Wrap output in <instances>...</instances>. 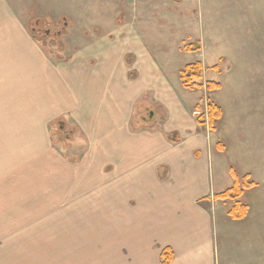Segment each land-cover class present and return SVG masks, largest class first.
<instances>
[{
    "label": "crops",
    "instance_id": "crops-1",
    "mask_svg": "<svg viewBox=\"0 0 264 264\" xmlns=\"http://www.w3.org/2000/svg\"><path fill=\"white\" fill-rule=\"evenodd\" d=\"M89 14L109 18L84 0H0V235H11L12 250L45 249L41 245L58 211L53 205L60 202V219H70L85 235L84 243L97 251L92 264H161L166 248L174 252L172 264H212L210 211L194 203L209 179L202 171L200 181L193 182L190 170L197 166L186 167L195 143L175 147L179 142L172 140L185 134L168 122L174 109L161 98L155 99L168 119L160 129L132 128L137 88L120 85L118 54L99 43L103 28L111 33L115 28L87 23ZM65 16L80 20L83 34L69 46L67 34L75 27L68 28L62 36L65 52L56 53L31 26L36 20L57 24ZM137 73L129 70L126 80L134 81ZM142 103L136 102L137 111ZM58 123L67 126L59 130ZM66 128L73 133L55 141ZM174 134L179 137L173 139ZM261 135L253 143L251 170L240 173L258 183L255 191L264 182ZM138 138L143 144L137 150L149 155L133 149ZM143 165V172L123 173ZM180 182L183 192L177 189ZM195 185L203 187L200 192ZM217 193L205 198L213 200ZM181 200L188 212L180 211ZM206 221L208 234L201 235Z\"/></svg>",
    "mask_w": 264,
    "mask_h": 264
},
{
    "label": "rangeland",
    "instance_id": "rangeland-1",
    "mask_svg": "<svg viewBox=\"0 0 264 264\" xmlns=\"http://www.w3.org/2000/svg\"><path fill=\"white\" fill-rule=\"evenodd\" d=\"M84 1L86 5L98 7L100 13H109V18L107 15L89 14L85 18L87 23L96 20L104 27L109 23L111 30L115 28L113 33L103 28L99 43L118 54L116 63L123 72L120 85L137 88L134 93L137 95H133L131 103L132 128L160 129V123L168 119V113L155 99L161 98L169 101L174 109L168 122H174V126L180 127L185 134L181 139L174 134L173 139L179 137L175 147L185 149L190 142L195 143L186 167L192 162L197 166L190 170L194 173L193 182L200 181L202 171L209 179L202 191L203 187L195 185L201 192L195 195L194 203L210 211L212 264H264V182L257 191L254 188L241 199L250 208L244 221H233L228 217L233 203H218L205 198L211 197L213 190L214 193L224 192L233 186L230 168L238 171L236 173L240 176L244 170H251L254 140L259 132L264 138V0H185L180 5L174 0ZM67 18L64 25L61 24L63 20H59V25H52L51 29H45L46 24L41 26L49 33L44 44L53 52L58 53L60 49L65 52V48L62 50L65 39L62 36L67 30L64 34L56 33V30L75 27L67 34L69 46H73L74 39L77 41L83 34L80 20ZM35 24L31 26V32L43 41L42 31H35ZM195 41H200V50L187 52L186 46ZM198 61L208 70L205 81L222 84L220 92H190L181 86L180 70ZM217 64H220V69L214 71L212 68ZM129 70L138 72L132 82L125 78ZM144 89L143 96H140ZM206 98L223 110V119L217 124L216 132L204 129L196 122L199 113L194 109L196 111V106L204 109ZM140 99L143 103L137 111L136 102ZM193 104L195 108L192 109ZM150 111H154L155 121L148 123L145 119L149 118ZM178 119L184 122L179 124ZM70 130L59 131L54 135L55 139H62L57 134L69 135ZM134 141L137 143L132 147L139 153L137 148L143 144V138ZM219 142L224 145V152L217 150ZM142 153L144 157L150 151L139 154ZM144 168L145 165L136 166L134 170H124L123 173L143 172ZM180 183L177 189L181 187L183 192L184 185ZM180 203V211L188 212L186 208L189 205H184L182 200ZM131 205L135 207L137 203L133 201ZM53 207L58 211L53 212L52 233L49 237L46 235V244L41 245L45 249L12 250L11 235L2 234L0 264H92L91 259L98 257L97 251L93 252L91 245L88 247L84 243L85 235L78 234L77 229L71 227L70 219H60V202ZM56 216L58 218H54ZM207 221L205 229L198 230L201 235L208 234Z\"/></svg>",
    "mask_w": 264,
    "mask_h": 264
},
{
    "label": "trees",
    "instance_id": "trees-1",
    "mask_svg": "<svg viewBox=\"0 0 264 264\" xmlns=\"http://www.w3.org/2000/svg\"><path fill=\"white\" fill-rule=\"evenodd\" d=\"M174 1L175 3H182L184 0ZM62 20L64 22L68 21L67 18H63ZM35 23L39 25L42 21L36 20ZM65 30H67V27L62 28L60 34H64ZM35 31L38 30L35 29ZM200 46V41H195L193 44L186 46L185 49L187 52L193 53L198 52ZM212 69L214 71L219 70L220 64L215 65ZM207 71L208 70L199 61L185 65L179 72V80L182 87L188 91H198L206 94L220 92L223 88L222 84L214 81H205V73ZM204 103V109L196 106V112L199 113L196 122L200 127L208 129L211 132H216L217 124L223 119V110L209 98H206ZM172 141L177 142L178 139ZM224 149V145L219 142L217 144V150L219 152H224ZM230 174L234 179L233 186L224 192L215 194L213 196V201L218 203H233V206L228 211V217L233 221H243L247 218L250 208L247 204L243 203L241 199L245 196L247 191L257 188L258 183L252 181L250 175L240 176L233 168H230ZM160 257L161 264H172L174 261V252L171 248H166L162 251Z\"/></svg>",
    "mask_w": 264,
    "mask_h": 264
},
{
    "label": "flooded vegetation",
    "instance_id": "flooded-vegetation-1",
    "mask_svg": "<svg viewBox=\"0 0 264 264\" xmlns=\"http://www.w3.org/2000/svg\"><path fill=\"white\" fill-rule=\"evenodd\" d=\"M65 23H66V22L62 21L61 24L64 25ZM35 25H36V24H35ZM46 25H47V24H46ZM46 25H45V27H46L45 29H51L50 27H51L52 25H55V27H56V26H58L59 24H50V26H46ZM41 26H42V24H41V25L39 24V25H36V27H34V28L37 29V30L42 31V36H43L44 38H47L49 33H48V31H44V29H42ZM56 33H57V30H56ZM61 138H63V137H61Z\"/></svg>",
    "mask_w": 264,
    "mask_h": 264
},
{
    "label": "water",
    "instance_id": "water-1",
    "mask_svg": "<svg viewBox=\"0 0 264 264\" xmlns=\"http://www.w3.org/2000/svg\"><path fill=\"white\" fill-rule=\"evenodd\" d=\"M148 115H149V118L147 119H145V122H148V123H150V122H153V121H155V113H154V111H150V112H148ZM64 124H60V129L61 130H63L64 129Z\"/></svg>",
    "mask_w": 264,
    "mask_h": 264
}]
</instances>
